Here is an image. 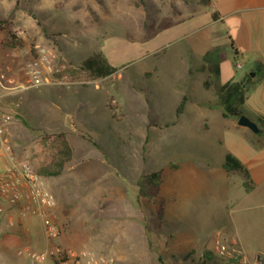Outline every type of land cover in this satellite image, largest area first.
I'll return each mask as SVG.
<instances>
[{
    "label": "rangeland",
    "instance_id": "374dc122",
    "mask_svg": "<svg viewBox=\"0 0 264 264\" xmlns=\"http://www.w3.org/2000/svg\"><path fill=\"white\" fill-rule=\"evenodd\" d=\"M209 1L181 0L184 21L147 41L151 26L158 31L162 23L181 19L175 0H0V20L22 42L18 50L0 47V66L10 67L12 78L18 79L32 60L35 44L55 49L48 82L59 79L62 66L78 67L93 53H102L116 69L114 77L89 86L18 94L15 102L23 112L17 111L9 130L14 159L34 171L54 170V147L46 139L66 134L70 161L57 177L38 174L55 200V224L63 238L111 257L113 264H196L210 252L214 257L207 264H242L238 257L214 254L216 237L236 243L249 264H264V180L249 193L238 174L195 183L191 192L185 184L187 166L223 164V142L233 121L221 117L218 98L201 85L208 75H196L193 86L185 88L186 70L191 61L197 67L201 49H216L230 59L229 37L240 35L231 22L210 25L214 10ZM188 11L196 21L187 23ZM199 35L210 36L216 47L197 44ZM242 66L238 75H249L256 64L248 59ZM185 95L205 104L195 110L188 101L176 118ZM115 104L120 108L109 111L108 105ZM243 110L256 124L258 116ZM234 131L249 145H264V133L239 126ZM81 133L96 146L82 140ZM157 171L162 173L158 198H139L138 177ZM4 217L0 264H25L16 257L18 249L40 251L45 245L38 221H28L30 234L23 238Z\"/></svg>",
    "mask_w": 264,
    "mask_h": 264
},
{
    "label": "crops",
    "instance_id": "0c3cea01",
    "mask_svg": "<svg viewBox=\"0 0 264 264\" xmlns=\"http://www.w3.org/2000/svg\"><path fill=\"white\" fill-rule=\"evenodd\" d=\"M223 2L224 0H210L209 1L211 8H213L214 10L213 12H217L219 14L218 19L215 22L212 21L211 16H210V19H211L210 25L217 24V23L226 24L229 22L236 25L238 27V34L240 35H237L238 37H235L236 38L235 40H233L232 38L231 39L235 44L236 50L241 55L238 63L242 65L245 62V60L252 59L254 66L256 63H260L263 65V68H264V10L259 11L261 9H264V0H226V4H227L226 6H224L225 4H223ZM175 3H176L175 11L179 13V15H181V19L173 22L172 24H170L168 27H166L163 30H158L156 32V35L151 39L148 38L147 41H151L155 39L156 37L158 38L161 35L160 33L162 31L163 32L171 31L174 27L179 26L181 21H184L183 20L184 15H182V13L186 12L185 5L181 4V0H175ZM243 12L245 13V15H243ZM185 16H186L185 18L187 20V23L194 22L197 19L189 11L187 12ZM195 41L197 44L201 43V45L207 44V46L216 47L215 41H213L210 36L206 37L203 35L202 36L199 35L195 39ZM210 41L212 42V44L209 43ZM192 46H193L192 48L194 51L195 45L193 44ZM207 52L208 51H206V49H201V51H199V59L196 64L197 65L196 68L192 67L193 64L191 61L190 67H188V69L186 70L187 81H185V88H188L189 86H193V79L198 74L208 75L207 79H205L201 84L204 87V83L208 80L210 76V74L206 70L205 71L201 70L203 66L202 58ZM191 53H193L192 50H189L186 54V57L189 60V62L192 56ZM232 57L230 59L223 58V61L219 65L220 84H225L231 80L240 81L242 77L244 76V75H238V73L243 69V66L240 70H235L233 68L231 64ZM110 66L113 67L112 65ZM66 68L67 67H65V65L62 66L60 71H64ZM152 71H156V70H152ZM114 75L108 78H112L114 77ZM144 75L148 76L149 74L145 73ZM108 78L102 79V80L106 81ZM102 80H92L89 76L77 75L76 72H68V73H63V74L61 73V75L59 76V79L57 77V80L49 81L45 86H43V89L48 91L53 87L54 92L57 93L58 89L59 90L65 89V88L67 89L69 87L75 88L76 86H79V85L89 86L92 83L100 82ZM206 90L212 91L213 95H215L214 89L212 87ZM27 92H24V95ZM24 95L22 97V101L24 100ZM17 96L18 95L7 97L3 105V108L6 112L11 111L12 114L17 113L18 110L21 111L20 113L23 112L21 108L17 109L14 107L15 103L20 104L19 100L15 102L16 101L15 99ZM61 97L62 95L58 94L57 100H60ZM183 97L186 98L185 104L186 102L190 101L191 106L195 110L202 108L201 106L205 104L204 101H194L191 95H185ZM8 103H9V107H7L8 105H6ZM81 103H79V105L76 106V109L80 108ZM207 104L209 105V103ZM110 106L111 105H108V109L109 111H112L110 109ZM111 107H113L114 109L115 108L119 109L120 105L115 104V106L112 105ZM244 107H245V111L251 114L253 117H257V116L264 117V77L260 81H257L255 85L250 87V89L248 90L246 94V100H245ZM111 117H112V120H115L114 114H112ZM14 123L15 122H12L11 126H15ZM229 126L231 129L226 130V134H225V138L223 142V147L225 150L224 157L226 153L232 154L234 157H236L244 165V167L248 170L250 177L254 183V186L256 187L260 181L264 180V148L261 150H257L251 144L249 145L240 136H238L237 133L234 131V129H236V127L238 126L237 121L233 120ZM74 129L78 131V129L76 128ZM81 134H82L81 136L82 140H84L87 143L92 144L93 146H96L92 137L84 133H81ZM9 137H10V133H9ZM66 141L68 145L70 146L68 139H66ZM222 165L218 167H214L206 163V166H202V165L196 166V164L194 165L195 167H192V166L190 167V165L187 166V169H185V173H186L185 184L189 187L187 188L189 189L188 191L190 192L193 191L192 189L195 183H198V184L203 183V181L206 179H210L214 181L219 180L220 182V181H223V179L228 180L229 177L235 174V173L225 172V170L222 168ZM18 230L23 235V238H25V236L30 234V233L29 234L25 233L21 229H18ZM18 236L15 237V241L20 240L19 239L20 237ZM23 238H21V241ZM59 243L63 246L72 247V248H78L77 246H79V245H76L77 243L76 240H72L70 238L65 239V237L63 238V236H60ZM23 263L26 264L25 259ZM5 264H8V263H5Z\"/></svg>",
    "mask_w": 264,
    "mask_h": 264
},
{
    "label": "built area",
    "instance_id": "2783aa9c",
    "mask_svg": "<svg viewBox=\"0 0 264 264\" xmlns=\"http://www.w3.org/2000/svg\"><path fill=\"white\" fill-rule=\"evenodd\" d=\"M32 60L23 69L18 79L11 76V68L0 66V215L4 214L9 226L30 233L28 221L37 220L44 237V248L35 251L23 247L16 257L24 258L26 264H113V259L90 249L72 248L59 243L61 232L55 224L56 203L43 179L24 162L13 157L10 126L16 114L3 108L7 97L16 96L45 86L53 73L55 49L35 44ZM242 65L237 63L236 69ZM15 108L20 105L15 103ZM214 254L220 258L238 257L242 264H249L236 243H226L219 237L213 240Z\"/></svg>",
    "mask_w": 264,
    "mask_h": 264
},
{
    "label": "trees",
    "instance_id": "16d2710c",
    "mask_svg": "<svg viewBox=\"0 0 264 264\" xmlns=\"http://www.w3.org/2000/svg\"><path fill=\"white\" fill-rule=\"evenodd\" d=\"M202 1V0H201ZM207 2V0H203ZM219 14L213 12L211 14V19L213 22L217 21ZM170 23H162L159 30H163L168 27ZM0 30L5 32V38L0 41V47L10 50H18L22 47L21 40L16 36V34L10 30L5 21L0 20ZM157 31H154V27H150L149 39L156 35ZM230 47L233 51V57L231 59V64L235 70L239 58L241 55L235 48V44L231 38H229ZM224 57L218 55L216 49L208 51L202 58L203 66L202 71H207L210 76L208 80L204 83V88L209 89L212 87L214 89L215 95L219 100V107L221 108V115L224 119H232L238 121L241 116H246L243 110L246 100V94L251 86L255 85L257 81H260L264 77V68L260 63H256L255 66V77L251 78L248 74H245L240 81L231 80L225 84H220L219 82V65L223 61ZM69 65V64H68ZM61 73L82 71L86 73L92 80H102L106 79L116 73V69L111 67L105 57L101 53H93L90 57L85 59L80 66L72 67L68 66ZM186 98L183 97L181 103L175 110L176 118L181 114ZM110 109L114 108L110 106ZM23 125H27L23 120H21ZM258 123V124H257ZM257 127L259 129L258 134L264 133V117H257ZM257 135V134H256ZM45 140V139H44ZM46 140H51L54 147V155L52 158V167L54 170L47 171L44 168L37 169V174L43 172L44 176L57 177L60 175L62 168L70 161L72 156V150L66 141V134L60 133L56 134L52 138H47ZM253 146V142H251ZM264 145L255 146V148H263ZM222 168L227 173H235L243 178V188L246 193L251 192L254 189V183L250 177L248 170L244 165L232 154L226 153L224 157V163ZM162 173L161 171L153 172L150 174H144L139 177L136 182L137 195L139 198H144L148 200L155 201L158 198L159 189L161 185ZM160 216V215H159ZM214 255L210 253L204 254L196 264H207V262L212 261Z\"/></svg>",
    "mask_w": 264,
    "mask_h": 264
},
{
    "label": "water",
    "instance_id": "95a60500",
    "mask_svg": "<svg viewBox=\"0 0 264 264\" xmlns=\"http://www.w3.org/2000/svg\"><path fill=\"white\" fill-rule=\"evenodd\" d=\"M249 76L251 78H254L255 73H250ZM237 125L241 128H246V129L250 130L254 134L259 133V129H258L257 125L255 123H253L251 120H249L246 116H241L237 121Z\"/></svg>",
    "mask_w": 264,
    "mask_h": 264
}]
</instances>
